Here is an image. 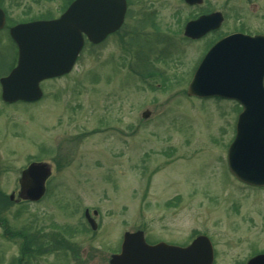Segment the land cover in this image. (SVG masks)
<instances>
[{
  "label": "rangeland",
  "instance_id": "374dc122",
  "mask_svg": "<svg viewBox=\"0 0 264 264\" xmlns=\"http://www.w3.org/2000/svg\"><path fill=\"white\" fill-rule=\"evenodd\" d=\"M71 1L5 5L17 21H41L60 16ZM127 3L122 28L100 45L87 42L71 73L44 82L43 99L0 104V264H16L40 228L50 253L23 264H109L124 232L137 230L149 243L183 247L207 236L214 264H245L264 253V188L240 183L227 165L242 108L187 95L221 35L242 25L264 29V0ZM213 10L227 14L226 25L186 39V23ZM9 57L2 49L0 66ZM34 161L49 164L52 176L41 201L24 202L18 181ZM86 209L98 213L95 232Z\"/></svg>",
  "mask_w": 264,
  "mask_h": 264
},
{
  "label": "water",
  "instance_id": "95a60500",
  "mask_svg": "<svg viewBox=\"0 0 264 264\" xmlns=\"http://www.w3.org/2000/svg\"><path fill=\"white\" fill-rule=\"evenodd\" d=\"M186 1L193 5L203 0ZM126 11V0H75L57 20L13 28L11 35L19 45L20 59L18 67L3 80V98L8 102L40 99L42 81L72 71L84 47V37L95 45L100 44L121 28ZM219 22L218 15L202 17L187 24L185 35L200 38L217 28ZM259 41L231 36L219 42L202 61L187 93L201 98H231L243 105L237 135L229 148V170L243 183L264 187V57L257 55ZM247 74L257 75L260 79L241 81V78L248 79ZM242 82L252 83L255 91L250 90L254 93L244 90L240 85ZM50 174L48 164L32 163L22 174L20 197L40 200ZM14 197L13 194L11 200ZM213 261V246L206 236L198 237L183 248L166 243L148 245L143 233L138 232L126 235L122 253L114 257L112 264H213ZM248 264H264V255L253 258Z\"/></svg>",
  "mask_w": 264,
  "mask_h": 264
},
{
  "label": "flooded vegetation",
  "instance_id": "af4514ba",
  "mask_svg": "<svg viewBox=\"0 0 264 264\" xmlns=\"http://www.w3.org/2000/svg\"><path fill=\"white\" fill-rule=\"evenodd\" d=\"M8 1L9 0L0 1V35L5 34L6 37H8V41L6 40L3 42H0V51L2 49H7L8 53H10V57L5 59L4 63H2V65L0 66V104H1V106H4L5 108L6 107H14V106H17L19 104L34 105L38 101L27 102V101H19L18 100V101H14V102H8L3 98V91H4L3 80L6 79L7 77H9L11 75V73L16 69V67L19 64V59H20V48H19L18 43L15 42L14 39L12 38L11 30L18 25L28 24V23H31L33 21L39 20V19H36V20L35 19H29V20H24V21H17V19L12 18L10 13H9L7 6L5 5L6 4L5 2H8ZM214 12H216V11L215 10L207 11L206 15H210ZM222 15H223V22L221 24V27L217 30H211L210 32L205 34V36L203 38L219 32L223 28V26L226 25L227 20H228L227 14L222 13ZM242 26H243V28H242ZM242 26H240L241 28L234 29L228 33L221 35L217 41H219L220 39L225 38L227 36L233 35V34H241L244 37H248V38H252V39H255V38L260 39V41L257 43L258 48L260 49V51L257 52V55L264 57V29L259 31L258 26H253L255 28L245 27L244 25H242ZM250 28L254 29L256 31H250L249 30ZM203 38H201V39H203ZM217 41H215L213 44L210 45L208 51L216 44ZM4 44H5V48L3 47ZM234 53L236 55L244 54V52H231V54H234ZM246 53H249V52H246ZM248 76L249 77H246L248 79L245 80L244 78H241L240 80L241 81L254 82V81L260 79L259 76H257V75L255 76L254 74L248 75ZM262 80H263V87H264V77ZM46 81H48V80H46ZM46 81H44V82H46ZM44 82H42L40 84V87L43 90V93L45 92L44 88H43ZM240 85L244 90H247V91L254 90V88H255L254 85L250 82H245V83L242 82ZM251 92L254 93L253 91H251ZM239 106L242 108V106L240 104H239ZM20 192H22V188L19 184V192L18 193H20ZM93 212H94L93 214L97 217L98 216L97 211H93ZM87 226L90 229H92L91 226L89 225V223L87 224ZM3 229L5 230L4 235L6 238L12 239L10 237H14V236L10 235L9 233H7V230L4 228V226H3ZM97 230H98V224H97V228L95 231H97ZM36 231L37 230L35 229L31 232V234H29L30 241L29 240L26 241L25 245L22 244L21 258L16 259L17 260L16 264H21V262L23 264L27 257H30L31 255H34L35 253H38L40 255H45V254L50 253L51 243L46 238V236H44V231L41 228L39 230V233H36ZM126 232H128V231H126ZM126 232H124L123 237H124ZM122 241H123V238H122ZM121 245H122V242L120 244V249L114 251L111 254L110 260H111L113 255L120 253ZM110 260L108 261L109 264H110ZM26 261L29 262V258L26 259Z\"/></svg>",
  "mask_w": 264,
  "mask_h": 264
}]
</instances>
